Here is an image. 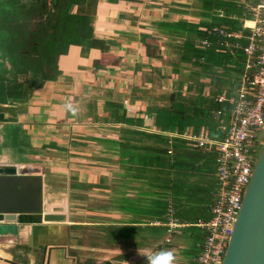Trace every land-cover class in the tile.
Segmentation results:
<instances>
[{"label": "crops", "instance_id": "0c3cea01", "mask_svg": "<svg viewBox=\"0 0 264 264\" xmlns=\"http://www.w3.org/2000/svg\"><path fill=\"white\" fill-rule=\"evenodd\" d=\"M225 1L235 2L246 13L240 0ZM200 4V0H87L75 7V12L89 17L88 40L70 44L58 57L59 72L54 79L32 83L24 96L11 99L0 108L5 111L0 112V124L22 125L30 145L23 151L14 149L12 153L4 149L6 153H2L5 155L0 158V164L41 167L48 186L46 204L48 207L65 206L67 220L49 222L38 214H28L24 222L0 221V264H197L204 232L195 222L180 219L186 225L166 242V221L112 208L111 195L117 198L124 169L120 166L118 152L107 150L97 138L119 140L120 128L129 126L101 119L108 115L105 98L109 92L112 99L123 102L128 116L143 118L142 128L157 131L155 114L149 110L151 100L144 98L141 90H161L152 81L153 69L161 67L172 71L169 62L177 57L174 47L182 44L183 39L161 34L154 23L184 19L199 23L204 11ZM216 13L225 16L227 12L218 10ZM229 17L234 18L235 14L230 13ZM213 27L205 28L211 40H215L211 33ZM187 75V70L181 76L174 71L168 73L163 90H172L174 80ZM200 79L207 83L205 94L210 95L211 78L200 76ZM229 83L226 78L222 88ZM184 84L186 91L187 83ZM170 133L173 132H167ZM216 169L215 160L212 176L217 186ZM92 193L99 197L98 211L87 201ZM128 194L134 197L136 192L132 190ZM80 195L86 198L82 208L90 206L82 213L100 215L102 243L92 246L75 243L73 225L90 223L89 218L79 222L72 217L78 211L76 202ZM139 224L164 225L166 231L161 240L149 236L143 246L134 245L133 241L124 245L123 239H104L102 228L105 226L119 228ZM192 226L199 228L198 242L189 249L179 236L185 235L184 229L191 237L193 232L187 229ZM136 236L133 238L140 237Z\"/></svg>", "mask_w": 264, "mask_h": 264}, {"label": "trees", "instance_id": "16d2710c", "mask_svg": "<svg viewBox=\"0 0 264 264\" xmlns=\"http://www.w3.org/2000/svg\"><path fill=\"white\" fill-rule=\"evenodd\" d=\"M200 1L204 11L199 23L186 19L154 23L161 34L183 39L182 44L174 47L177 57L169 64L172 71L180 76L184 70L188 72L187 77L174 80L172 90H163L162 85L172 71L156 67L152 81L161 90H141L144 93L142 96L151 100L149 110L155 114L157 131L142 128L143 118L128 116L123 102L112 99V93L109 92L105 98L108 115L101 119L129 125L120 128L119 140L97 138L107 150L118 152L120 166L124 169L117 198L115 194L111 195L113 209L116 207L166 221L169 203L173 201L176 215L181 220L194 223L211 216L210 207L217 187L212 176L216 152L191 147L184 138L170 137L167 132L183 133L188 128L198 132L203 126H215L214 110L218 103L214 95L222 88L226 78H237L236 69L243 65L245 56L236 50H220L215 42L210 47L199 48L196 41L211 37L206 29L215 25L224 24L239 29L243 18L251 16H245L243 8L233 1ZM86 2L0 0V103L24 96L32 83L54 79L59 72L58 57L67 51L70 44H82L88 40L89 17L72 10ZM218 10L227 13L221 16L216 13ZM230 13L235 17L230 18ZM200 76L211 78L213 90L210 95L205 94L207 83ZM29 147L22 125L0 124V158H4L2 153L5 150L12 153L14 149L23 151ZM170 149L172 152H169ZM132 190L136 192L134 197L128 194ZM117 228L103 227L104 239H123L124 245L133 243L143 246L149 236L161 240L166 231L164 225L153 224ZM135 236L137 238L134 239ZM126 238L128 242H125Z\"/></svg>", "mask_w": 264, "mask_h": 264}, {"label": "built area", "instance_id": "2783aa9c", "mask_svg": "<svg viewBox=\"0 0 264 264\" xmlns=\"http://www.w3.org/2000/svg\"><path fill=\"white\" fill-rule=\"evenodd\" d=\"M240 1L246 9L245 16L251 17H244L239 29L218 25L211 31L215 40L206 37L196 41L199 48L210 47L215 42L220 50H236L245 56L243 65L236 69L237 78H229V85L214 95L218 103L214 110L215 126L203 127L198 132L188 128L183 133L169 135L184 138L191 147L217 154V187L211 216L195 222L204 232L197 264H223L245 189L264 143V0ZM165 225L166 242L186 225L176 216L172 201Z\"/></svg>", "mask_w": 264, "mask_h": 264}, {"label": "water", "instance_id": "95a60500", "mask_svg": "<svg viewBox=\"0 0 264 264\" xmlns=\"http://www.w3.org/2000/svg\"><path fill=\"white\" fill-rule=\"evenodd\" d=\"M47 192L41 167L0 164V221L24 222L28 214H38L49 222L66 221L67 208L48 207ZM223 264H264V143L245 189Z\"/></svg>", "mask_w": 264, "mask_h": 264}, {"label": "rangeland", "instance_id": "374dc122", "mask_svg": "<svg viewBox=\"0 0 264 264\" xmlns=\"http://www.w3.org/2000/svg\"><path fill=\"white\" fill-rule=\"evenodd\" d=\"M3 104L0 105V108L2 109ZM1 113H4V110H0ZM93 195H91L90 199L87 198V201H89V204L93 207H95V211H98V204H99V197L97 195V193H92ZM78 201L76 202L78 204L77 209L78 211H76V214H72V217L76 218L77 220H79V222H83L82 220H84L85 218H89L88 220H90V223L88 224H82V223H78L73 225V230L75 232L74 235V240L76 245H93V244H97V243H102L103 239L102 237H100V226L98 224L99 221V214L98 212L92 213L90 216H86L84 213H82L83 211H86L84 208L86 209H90V206H86L84 208H82V205H84V200H86V198H83V196H79ZM86 201V203H87ZM187 230H192L193 235L190 237L187 235V232L183 229V232L185 235L183 236H179V237H183V241H186L187 246L190 247H196V244L198 242V237H197V233L199 231V228L192 226L191 229H187ZM188 254H186L187 256ZM187 259L189 258H184V261H187ZM190 260V259H189ZM192 261L190 260V263ZM188 264V262H187Z\"/></svg>", "mask_w": 264, "mask_h": 264}, {"label": "flooded vegetation", "instance_id": "af4514ba", "mask_svg": "<svg viewBox=\"0 0 264 264\" xmlns=\"http://www.w3.org/2000/svg\"><path fill=\"white\" fill-rule=\"evenodd\" d=\"M11 99H12V98H11ZM11 99H10V100H11ZM10 100H9V101H10ZM9 101H8V102H9ZM8 102H5V103H0V105H1V104H3V105H4V104H6V103H8Z\"/></svg>", "mask_w": 264, "mask_h": 264}]
</instances>
